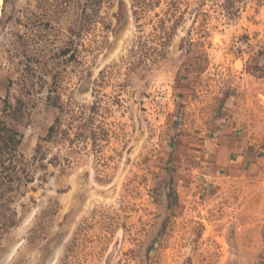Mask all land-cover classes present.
<instances>
[{
  "label": "rangeland",
  "instance_id": "1",
  "mask_svg": "<svg viewBox=\"0 0 264 264\" xmlns=\"http://www.w3.org/2000/svg\"><path fill=\"white\" fill-rule=\"evenodd\" d=\"M0 9V264H264V0Z\"/></svg>",
  "mask_w": 264,
  "mask_h": 264
},
{
  "label": "trees",
  "instance_id": "2",
  "mask_svg": "<svg viewBox=\"0 0 264 264\" xmlns=\"http://www.w3.org/2000/svg\"><path fill=\"white\" fill-rule=\"evenodd\" d=\"M4 128H5V133H1V131H0V139H5V142L2 143L4 145L0 147V163H2V161H3L2 160V157H3L2 153L4 154L3 151H5L8 146L11 147L12 143H15V145H17L20 141L18 139V135H20V133L18 131L14 130V129H10L8 127H4ZM49 131L51 134L54 133L56 131L55 125L52 126Z\"/></svg>",
  "mask_w": 264,
  "mask_h": 264
},
{
  "label": "bare ground",
  "instance_id": "3",
  "mask_svg": "<svg viewBox=\"0 0 264 264\" xmlns=\"http://www.w3.org/2000/svg\"><path fill=\"white\" fill-rule=\"evenodd\" d=\"M2 1H3V0H0V6H1V4H2ZM0 13H1V9H0Z\"/></svg>",
  "mask_w": 264,
  "mask_h": 264
}]
</instances>
